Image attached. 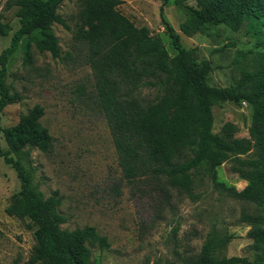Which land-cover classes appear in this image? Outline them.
<instances>
[{
    "label": "trees",
    "instance_id": "16d2710c",
    "mask_svg": "<svg viewBox=\"0 0 264 264\" xmlns=\"http://www.w3.org/2000/svg\"><path fill=\"white\" fill-rule=\"evenodd\" d=\"M64 1L71 0L5 2V8H16L18 28L0 51V111L14 102L3 82L8 59L23 39L24 49L32 42L37 52L59 58L52 26H61L86 49L95 100L109 131L121 182L151 185L169 209L172 196L198 199L195 190L204 180L245 205L238 221L248 227L251 260L220 256L227 240H216L209 232L198 254H178L177 264H264V0H193L195 8L178 25L179 32L188 38L207 34L209 26L234 32L242 25L244 34L255 38L258 50L250 70H240L238 79L223 88L207 85L209 65L198 63L165 22L163 32L175 52L171 57L159 37L150 35L145 27H135L118 10L120 0H74L77 12L72 30L57 14ZM186 1L161 0V7ZM9 31L0 16V38ZM143 89L151 91L152 97L142 96ZM226 102L250 108L247 137H235L237 128L228 122L212 132L211 108ZM42 114L41 107L35 105L16 124L0 125L7 147L0 150V158L19 182L4 212L17 219L27 218L35 226L29 264H89L88 245L104 249L105 238L89 226L61 229L65 219L56 209L57 192L43 198L31 186L20 161L25 148L50 151L51 137L38 122ZM224 162L245 182L241 190L218 180L217 169Z\"/></svg>",
    "mask_w": 264,
    "mask_h": 264
},
{
    "label": "rangeland",
    "instance_id": "374dc122",
    "mask_svg": "<svg viewBox=\"0 0 264 264\" xmlns=\"http://www.w3.org/2000/svg\"><path fill=\"white\" fill-rule=\"evenodd\" d=\"M6 1L0 0V16L10 31L0 38V51L8 46L18 28L16 8H5ZM120 1L118 10L135 27H145L150 35L159 37L170 57L175 52L163 32V22L172 28L181 46L190 50L198 63L209 65L208 86L228 87L238 79L240 70H250L258 49L255 38L244 34V25L234 32L209 26L207 34L188 38L179 32L178 25L195 8L193 0L163 7L161 0ZM76 12L74 0L64 1L57 10L70 30ZM52 32L59 58L37 52L32 42L24 49L23 39L8 59L3 82L14 102L0 111V125L12 126L33 106L41 107L43 114L38 122L51 137L50 151L25 148L20 161L31 186L43 198L57 192L56 209L65 219L61 229L89 226L97 236L105 238L104 249L88 245L89 264H177L178 254L197 255L209 232L215 234L216 240H227L220 256L251 260L248 227L238 221L245 205L214 189L207 180L195 190L198 199L172 196L170 209L151 185L121 182L109 131L95 100L86 49L61 26L54 24ZM26 52L29 57L24 59ZM141 94L152 97L146 89ZM211 114L213 133L228 122L237 128L235 137H247L251 112L246 104L226 102L213 106ZM0 150H7L1 134ZM217 178L238 191L245 186L229 170L228 162L218 167ZM18 189L13 170L0 158V264H29L35 245V226L27 218L17 219L4 212Z\"/></svg>",
    "mask_w": 264,
    "mask_h": 264
}]
</instances>
